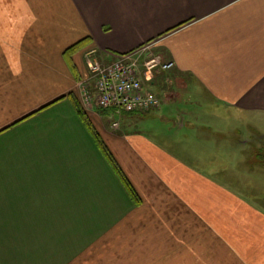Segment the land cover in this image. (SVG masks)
<instances>
[{
    "label": "crops",
    "instance_id": "crops-1",
    "mask_svg": "<svg viewBox=\"0 0 264 264\" xmlns=\"http://www.w3.org/2000/svg\"><path fill=\"white\" fill-rule=\"evenodd\" d=\"M151 41L158 108L83 105L87 51ZM237 116L264 123V0H0V264H264V164L216 135Z\"/></svg>",
    "mask_w": 264,
    "mask_h": 264
},
{
    "label": "built area",
    "instance_id": "built-area-1",
    "mask_svg": "<svg viewBox=\"0 0 264 264\" xmlns=\"http://www.w3.org/2000/svg\"><path fill=\"white\" fill-rule=\"evenodd\" d=\"M151 46L149 43L134 52L117 55L108 64L95 58L94 50L86 52L89 78L79 82L83 105L127 113L158 108L161 99L151 88L153 77L170 69L173 63L152 56L148 51ZM110 126L116 130L118 122Z\"/></svg>",
    "mask_w": 264,
    "mask_h": 264
},
{
    "label": "rangeland",
    "instance_id": "rangeland-1",
    "mask_svg": "<svg viewBox=\"0 0 264 264\" xmlns=\"http://www.w3.org/2000/svg\"><path fill=\"white\" fill-rule=\"evenodd\" d=\"M146 44H148V43H146ZM151 44H152V46L148 49V51L151 52V55L158 57L159 60L162 62L165 61L163 59V56L160 53L156 54L155 52L152 51L156 42L151 43ZM84 56H85V54H84ZM85 59H86V56H85ZM113 60L114 59H112L111 61L105 60V61H101V62L108 64V63L112 62ZM157 76L153 77L154 81L157 78ZM170 96H171L170 99H172V97H174V95H170ZM167 98H168V96L166 95V99ZM136 112H139V111H136ZM123 114H131V113L126 112ZM104 118H106L105 121L107 122L108 117H104ZM53 119L62 123V125H60L58 127L59 128L58 132H60V130H63L62 132H65V133L71 132V118L68 119V114L66 115L65 120H63L62 118H58L57 116L53 117ZM109 123L111 124L112 122H109ZM208 124H210L211 126H214V128L217 125L215 122V123H206L205 126L208 127ZM162 129L164 130L166 128L164 127ZM218 129H219V130H217L218 134H216V135L219 136L220 149L227 147V141H229L230 146L233 144L236 147L235 149H239V148H243V147L246 148V151H248L247 157H246L248 159V160L246 159L247 162L251 161V162H253V164L261 163L259 165L264 164V123H260V124L258 122L249 123L246 120L242 121V117H239V116L234 117V118L230 117V119H227V120H223L221 118ZM199 130H201L200 135L209 134V132H211V130H208L207 128L206 129L205 128L199 129ZM214 132H216V131H214ZM245 140H247V143H244L242 145L243 147L240 146L241 141H245ZM243 157H244V154L242 155V153H236V156H235V154L230 155V157L228 156V159H229V162H232V163L236 162V164H238L240 158H243ZM255 160H257V161H255ZM262 207L264 208V203H262Z\"/></svg>",
    "mask_w": 264,
    "mask_h": 264
},
{
    "label": "trees",
    "instance_id": "trees-1",
    "mask_svg": "<svg viewBox=\"0 0 264 264\" xmlns=\"http://www.w3.org/2000/svg\"><path fill=\"white\" fill-rule=\"evenodd\" d=\"M77 113H80V109L78 107H77ZM101 149H102L103 152H105L106 157H107L111 167L113 168L114 172L116 173V175L119 177L121 182L127 188L128 192L131 194V196L135 198L136 196H135V193H134L133 189L131 188L130 184L127 182V180L123 176L122 172L119 170L114 158L105 150L104 146H101Z\"/></svg>",
    "mask_w": 264,
    "mask_h": 264
}]
</instances>
